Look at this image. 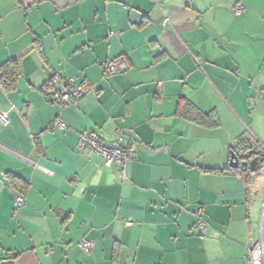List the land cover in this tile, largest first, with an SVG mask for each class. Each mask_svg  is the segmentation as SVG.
I'll use <instances>...</instances> for the list:
<instances>
[{
    "label": "crops",
    "instance_id": "crops-1",
    "mask_svg": "<svg viewBox=\"0 0 264 264\" xmlns=\"http://www.w3.org/2000/svg\"><path fill=\"white\" fill-rule=\"evenodd\" d=\"M13 59L15 85L0 77V262L252 264L264 168L230 161L242 139L264 150V0H0V75ZM108 59L122 69L105 76ZM54 77L86 94L53 101ZM186 102L219 124L184 116ZM56 118L67 128L51 130ZM82 132L122 135L135 158L107 166L79 149Z\"/></svg>",
    "mask_w": 264,
    "mask_h": 264
},
{
    "label": "built area",
    "instance_id": "built-area-1",
    "mask_svg": "<svg viewBox=\"0 0 264 264\" xmlns=\"http://www.w3.org/2000/svg\"><path fill=\"white\" fill-rule=\"evenodd\" d=\"M245 9V5L242 2H237L233 6V11L236 15H240ZM168 20V18H167ZM124 61L125 59L122 58ZM104 75L108 76L117 71H120V59H108L103 64ZM47 87L51 90L49 97L62 105H68L75 100L83 97L86 94L85 87L82 84L76 82L74 78L59 79L53 78L47 84ZM0 122L3 125L9 123L8 112L0 111ZM67 123L62 118H56L51 124V130L56 128L66 129ZM78 147L81 151L91 149L97 153L107 166H126L130 161L135 158V151L130 141H127L122 135L111 141H103L99 138L87 133L82 132L79 135ZM251 174H255V171H251ZM6 175H3V178ZM6 179V178H5ZM13 204L15 209H20L26 204L25 197L16 192L14 193ZM198 231L201 235H207L208 225L202 218L199 219L197 224ZM93 241L85 240L81 242L80 246L85 251H90L93 247ZM248 257L252 264H264V234H262L255 243L249 248Z\"/></svg>",
    "mask_w": 264,
    "mask_h": 264
},
{
    "label": "trees",
    "instance_id": "trees-1",
    "mask_svg": "<svg viewBox=\"0 0 264 264\" xmlns=\"http://www.w3.org/2000/svg\"><path fill=\"white\" fill-rule=\"evenodd\" d=\"M18 75L19 67L17 60L13 59L4 63L0 77L4 81L5 85L9 87L14 86ZM179 108L181 109L184 116L200 124H204L207 126H217L219 124V119L215 112H204L199 107L189 102H186ZM243 140L244 139H242V141H240L238 145H240ZM8 178L10 179V182L14 188L23 192L24 184H22V182L17 181L9 175Z\"/></svg>",
    "mask_w": 264,
    "mask_h": 264
},
{
    "label": "water",
    "instance_id": "water-1",
    "mask_svg": "<svg viewBox=\"0 0 264 264\" xmlns=\"http://www.w3.org/2000/svg\"><path fill=\"white\" fill-rule=\"evenodd\" d=\"M230 166L255 171L256 174L259 169L264 168V150L250 138H246L232 151ZM0 264H14V261L5 259Z\"/></svg>",
    "mask_w": 264,
    "mask_h": 264
}]
</instances>
